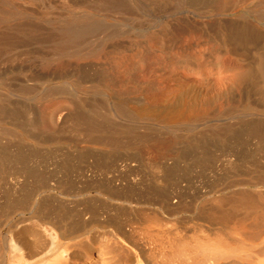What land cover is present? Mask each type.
Wrapping results in <instances>:
<instances>
[{
	"label": "bare ground",
	"instance_id": "6f19581e",
	"mask_svg": "<svg viewBox=\"0 0 264 264\" xmlns=\"http://www.w3.org/2000/svg\"><path fill=\"white\" fill-rule=\"evenodd\" d=\"M72 1H73V3H77V0H72ZM83 1L87 2V3L90 2L88 0H83ZM91 1H92L91 8L98 9L100 7H103V8L106 7L108 10L111 9V11H109V13L111 12V14H108L106 16L110 17L111 19H117V18L119 19V16H115V14L124 15V14L135 13V9H137V7H140V5H143V2L145 0H91ZM197 1H199V0H148V4L151 3L154 6L158 7L157 10L159 11V13L161 12L160 13L161 15H159L157 17L155 24H153L152 26H150L148 28L146 27L144 29H140V30H138V32H132L130 30L126 31V29L124 31L123 30L124 28L122 30H120V28L119 29H114V28L108 29V28H106L107 30H105L104 29L105 26L102 25L103 21L101 22L98 20L99 22H93L94 20L92 21L90 19L91 15L89 16L88 14L79 16L78 18L74 19L71 22H63V23L60 22L61 24H58L56 26L51 27V30L45 29V27H44L45 25H42V23L40 25L36 24L35 22L33 23L31 21L27 22V23L24 21L25 22L24 23L22 20H20V21H22L23 24H21L19 22L20 23L19 25H16V26L12 25L11 26L12 22L10 21V18L15 19L16 15L5 14L3 12H0V14L5 15V16H3L4 18L2 20H0V24L4 23L3 25H0V27L2 26L1 29H3V30L0 29V31H2L1 32L2 34L0 33V48L2 45H6L7 46L6 48H8V46H10L13 42L14 43L20 42V41H22V42L27 41L28 42L29 40H32V39L34 40L35 38L38 37L37 39H39L40 41H44V42L48 41L49 43H51L50 45H52V48H54V50H56L55 51L56 56H64V57L70 56V57H74L78 60H81L84 58L86 59L87 58L86 54L91 52L90 49L91 50L97 49V47L94 48V46L95 45L99 46L102 41L111 42L112 45L110 46V48L117 49V50H123L124 51V57L122 59L124 62L121 65L122 66L124 65L125 67L124 66L123 67L126 68L124 70L126 71L125 73L128 75L127 78L125 77L126 74H122L124 76H121V74H118L119 76L113 75L112 77H110V79L107 80L106 83L104 82L106 80V79H104V76H101V77H103L101 79L100 78L95 79L93 77L94 75H92V77H93V79H95V81L91 79L92 77L90 78L91 80H89V79H87L89 77L86 78L84 75L82 76L80 74L76 75L75 78H73L74 73H70L67 70H68V68L71 67L74 60L70 62L67 60L65 61V59L64 60H62L60 58L57 59V58H54L51 56L47 57L46 58V65L52 67V65H53L52 62L57 60L55 62L57 65L55 69H59V71H62V73H60V75L58 74V76L57 75L54 76L53 74L51 76H48V75L45 76L44 74L43 75H37L36 76L37 79H35V80H38L39 82L41 81V84H42L43 82L52 81V80L55 81L57 79H62L63 83L56 90L55 89H52L53 91L47 90L48 93L40 94V97L46 98V97L53 96V95H57L59 97L60 96L62 97L64 95L63 97H66V99H69L71 104H73L76 107V109L74 108L75 111H72L73 113L72 112H71V114L67 113V116H63V117H66V119L65 118L64 119L66 121L71 120L72 122H77L78 125H79V121H80V123H82V125L84 127L82 128L81 127L82 125L78 126L76 124V129H77V126L82 128V130H83V134L81 132V134L83 135L82 137L85 136L87 139L86 140L87 142L88 141L91 142V140L94 141L93 138L97 135L98 136L100 135L99 139L101 138V141L99 140V142H102L104 145L105 144L108 145L109 148L112 147L115 149L117 146H120L119 148H122L123 146H121V144H122L120 142L121 140H118V139H121L122 137L130 139L132 134L134 133L133 132L134 128L132 129V128H129L128 126L124 127L125 123L124 124L122 123L123 125H121L120 124L121 122H124V121L130 122V120H133V123L134 122L137 123L138 121L142 122V121L150 120L153 122L154 126L157 127V130H155L153 128H148V126H144V129H146V131H148V132L145 133L140 138L136 136L140 140V142L137 141L138 139H136V137H134L136 139V141H134V142H137V144L140 143L139 145H141V146L139 148H142V149L147 150V151H155V154L159 153L161 150L162 151L165 150L167 148V146H169V142L167 140H165V138H164L165 136L163 137L164 140L160 139L161 141L160 140L159 141L152 140L154 138H150V137H156L157 138V134L158 133L160 134L163 129H166L168 127H171V128L172 127L174 128L177 126L180 127L184 123H187V125H188V122L191 120L201 119V117L204 116L203 115L204 113L203 114L201 113L202 109L201 108L199 109L198 105H200V107H202L204 104L205 105L209 104V102L213 99V98L212 99L210 98L211 99L210 100L209 98L205 97L207 95H204L203 93L200 94V88L201 87H197L198 85L195 86L192 82L189 81V75H188V73H186L184 71L185 67L187 66L186 64L191 63V64L195 65L196 68L197 67L200 68L202 62L199 60V58H202L204 60V67H205V65H207V64L208 65L213 64V60L215 59V56L217 58L219 57V60L222 61V63H224L223 64L224 66L226 65L225 63L228 64V71L230 72L229 76L227 75L228 77L225 76L226 77L225 78V84H223V81L221 80V78H219V80H216V81H213V80L209 81L208 80L207 82H205L204 85L207 86V88L210 92L215 90V89H218V90L221 89L222 90V88H224L223 86H225L226 91H225V89H223L225 91L223 93L229 94L231 91L230 94H232V93H234V92H232L233 87H235L234 85H236V83H240V82L243 83L244 84L243 87L244 86L246 87V88H244V90H247V88H250V89H253V93L252 94L247 93L246 95L244 94L245 95L244 101L242 100L243 103L242 102L240 103L243 106L242 112L246 113V116L250 115V114L259 115V117L257 116L255 119L251 117L252 119H248L249 121L243 122L244 124L242 126H240V128H239L242 130V133L245 132V130H247V135H249V137H253L255 139V141L252 140V141H254V143H252V145L254 144L256 149L254 150L251 147H249V148H251L250 149L251 151L253 150L252 154H250V155L249 154H247V155L235 154V155H233V157L231 156L232 158L228 157L229 159L227 158L226 162L224 161L225 163L221 162L222 164L220 163V165H218L219 169L223 173L221 179H223V177H224L223 180H225V179L229 178L230 176L244 175L246 173L245 169L247 168V169L251 170L250 173L253 172V173L257 174V178L254 179L255 181H252L253 178H250V180H246L247 178L246 179L244 178L245 180H242V181H240L241 179L240 180L238 179V182L236 179L237 183L235 182L234 184L233 183L231 184L230 180H229V184H231V186L229 185L230 186L229 188H232V189H227V186L224 190L221 189L222 191L220 190L221 192H219V195L214 196V197H218L215 200L216 201L215 204L213 201L210 202L209 204H194L193 202H192L193 204H180V202L183 201L184 195H186L183 193H182L183 196L180 193V198L178 197V199H180V201H178V199L176 198L177 201L176 200L175 201L177 202V204H176V202H175V204H172L173 201L171 202V199L173 197L172 196L173 192H171L170 189H168V186L171 184H169L168 186L167 185L162 186L163 184H159V183L163 182V180L167 179V177L165 179L162 177L160 179L155 177L156 180H154V181H157V182H155V185H153L152 188L147 187V190L144 189V190H146V194H144V195L142 193L141 194L143 197L148 198V200L150 198H153V201L155 199H157L161 203L160 204H142L143 203L142 202L140 204V206L138 207L139 210H137L135 212L132 210V208L134 207V204L128 203V204H126L127 205L126 207L131 208V210H132L131 213L129 212L130 215H128L129 213L127 214L128 216H125L126 214L123 213V211L125 209L123 210L121 206H123L124 204H122V205L116 204L118 206V207H116V209L114 208L115 206H111L110 209H113L115 212V213L113 212L114 214L112 213V216H111V214L107 213L106 210L104 211V206L101 209V208L93 207L95 205L94 204L92 205L89 203L83 204L85 206H82V207H79L78 204H72V205H70V204H51V203L48 204L47 202L43 203V201H45V197H44V195H42L44 198L42 196H40L39 198H41V197L42 198L40 200L38 199V201L35 203H34L35 199L32 198L33 203L29 204L30 207L27 210H25L26 213H25V211L23 214H21V213L17 214L16 213L15 216H13L12 221H8V222L4 221V223H3L2 220L5 218L4 216L6 214H8V212L11 208H13V209L15 208V210H18L19 208L16 209V207L19 206L20 204H22V202L24 203L26 201V199L30 198L28 195V191L24 189L25 187L23 189L21 188L22 190L18 188L21 191L20 192L19 190L16 191L15 187L13 186L14 191H16V193H18V192L20 193V197H18V196L16 197V198H19V200L16 201V204H13L10 200L11 199V196H10V199H8V198L7 199L10 200V202L12 204H10V203L5 204L0 209V221H1V223H0V226H1V228H0L1 229L0 230V264H78L83 259L85 260L87 257L91 256V254H85L84 251H86L88 248H91L94 245V243H96L97 245L104 244L103 249L100 250V252H99L100 254L107 255L109 252H112V247L114 249L115 246H112L110 249L109 247L112 245L111 242L117 244L116 247L117 246L118 247L117 248L115 247L116 252L113 250L115 255L114 254H112V255H114L115 257L111 255L112 258L114 257L113 259H115V261L113 260L114 262L111 261V262H109V264H264V156H262L261 153L259 155L257 154L258 152H264V50L263 49H260V50L258 49V51L254 50L256 52H254L252 50L254 53L252 55V53L249 51L250 49H248V51L252 55L248 58L246 56H248L250 53L247 54L246 56L244 55L245 57H243V58L241 57V54H240V53H242L241 51L247 52V47H249V45L254 46L252 44L253 41H255V39L259 35L261 36L262 33L258 32L259 31L258 29H260L259 28L260 26H258L257 23L255 24L254 20L252 21V19L247 14H243V15H240L238 17L237 16L233 17L234 15L232 16L235 9L239 5H241V4L242 5H246V4L250 5V4H252L253 0H204V9L201 8L202 10H199L200 7L198 8L199 5L196 4ZM262 6H264V4ZM241 10H240V12H241ZM22 13H23V15H27V16L32 15V16L36 17L35 15H33L32 13H29L27 11H23ZM191 13H194V15H192ZM201 14H204V17H206L203 22L199 21L201 16H203ZM198 18H199V20H198ZM15 23H18V22H15ZM114 23H118V22H114ZM5 24H7V26L10 25V28H8V29L5 28V32H3L4 31L3 26L7 27ZM23 27H25V28H23ZM263 29H264V27H263ZM36 34H37V36L35 37ZM261 37H264V35ZM129 39L131 41L127 43V41ZM149 42H150L149 47L153 48L154 50H159L160 52H162L164 54L167 53L165 61L158 58L159 59L158 60L159 61V63H158L159 64V72H160V74L158 75L159 79H161L163 84L166 82H171L172 87L177 88L179 90L178 93L176 91H173L174 92L173 95L175 94V92L177 93V95L175 94L176 95L175 97H173V95H172L173 99L171 101V99L168 100L170 95H168L167 93H164L163 95H161L164 91L160 89L161 92L159 94L161 95V98H162V100H161L162 104H159V105H157V103H155V102H152L153 100L150 102V99L148 100L149 102H145V98L143 96H142L143 98H141L140 94L142 93V91L144 92V91H147L148 89L145 90L146 85L145 86L142 85V83L144 82L142 79L137 78V76L135 74H134L135 76H133V77L131 76V73H133L132 71L135 68V62L136 61L134 58H137L140 55V51L142 48H144V44L149 43ZM166 43H169L174 48H177V51L175 53L168 52ZM12 45H14V44H12ZM263 45H264V43H263ZM87 46H92L93 48L90 47L89 51L86 52V51H84V48L85 49L89 48ZM252 46H250V47H252ZM3 47L5 49V46H2V48ZM70 48H72V49H70ZM262 48H264V46ZM4 49H1V50H4ZM199 55H200V57L197 58V56H199ZM52 60H54V61H52ZM219 60H217V61H219ZM215 61H216V59H215ZM51 63H52V65H50ZM76 63H79V62H76ZM220 64H221V62H220ZM42 71H43V69H42ZM76 71H78V69ZM85 71H87V69ZM46 72H47V70H46ZM81 72H83V71H81ZM204 73H205V69H204ZM25 76H27V75H25ZM95 77H97V76H95ZM138 77H139V75H138ZM141 77H143V76H141ZM19 78H21V77H19ZM149 78H150V76H149ZM144 79H146V77H144ZM213 79H214V77H213ZM153 80H155V79H153ZM159 81L160 80H158V82ZM57 82H59V81H57ZM87 82L90 83V85H88V87L96 88V89L99 88V90L101 89V91H102L101 94H103V96L106 95V92H109L111 90V88H109V87L110 86L113 87L112 85H114V86L120 85V87L123 86L122 89L120 88L122 91H125L127 94L130 92H136L137 96H136L135 100H131L128 98H122L120 100L119 99L115 100L112 98L107 99L106 96H108V95L111 96V94L109 93L105 96L106 98H104V99L102 98L103 96L101 95L102 97L100 99L104 100V101L103 100L100 101L101 103L100 102L98 103V100H99L98 97H95V99H97L96 100L97 102H95V100L93 98L86 97V99H84L85 98L84 96L79 97V98L82 97L84 100H82V98L79 99L78 98L79 92H77L78 89L81 90L80 92H84L85 95L90 90V89L89 90L85 89L87 87L84 85V83H87ZM108 82H109V84H111L110 86H109V84L107 85ZM154 82L156 83L157 81L155 80ZM5 83L8 84L7 82H4V86L6 85ZM23 84H25L26 87H29L26 83L18 82V80H17V83L14 82V85H17V88L19 86V88H20V89L18 88L19 91L21 89L22 90L26 89V88H23L24 87ZM11 85H12V83H11ZM168 85H170V84H168ZM2 86H3V84H2ZM10 87H11L10 85L5 86L6 89H9V90L13 89L12 87L11 88ZM14 87H16V86H14ZM27 89H30V88H27ZM165 89H167V85L164 88V90ZM31 90H32V88H31ZM13 91L15 92V90H13ZM204 92H206V91H204ZM29 93H31V92H29ZM147 93H149V90L147 91ZM156 93H157V91H156ZM218 93H220V91ZM8 94L10 95L9 92H8ZM2 96L6 97L7 99L10 96L7 97V96H5V94H2V93L0 95V167H1V165H3V166L8 165V166H5V170H7L9 168V162L10 161L13 162V164L15 162H16V164H19L17 162V160L16 161H14V160L20 158V152L18 151L19 153H17V151H15V153H12L13 158H10L9 154H5L4 152L2 154V149H3L4 145L1 149V139L8 138L9 140L8 139L7 140H8V142L10 141L9 143H11V139H13V140L17 141L18 142L17 144H19V145L22 143H25V140L27 143L26 137H31V135H32V137H34L33 136L34 135V133H33L34 129L32 130V134L30 133L31 135H29L28 130H27V129H31L29 119H27L29 121L28 124H26L27 121H26V123L24 122L26 124L25 125V124H23L25 116L23 115L24 117L22 116L23 118H19V120H18L17 117L18 116L20 117V115H22V113L19 115L17 113H15L13 111L14 107L11 106L14 114H11L12 111L10 112V110H11L9 108L10 106H7L9 111L7 108L3 109L1 104H3L2 102H4V98ZM19 96H21V95H19ZM133 97H134V95H133ZM113 98H115V97L113 96ZM10 99L12 100V96ZM91 99L95 102V104L93 103V101L90 102ZM214 100H215V97H214ZM7 101L5 100V102H6L4 104L5 107H6V104H8ZM154 101L157 102L158 100L154 99ZM12 103H13V101H12ZM24 103H22L24 105V107L27 106L26 103L25 104ZM201 104H203V105H201ZM73 105H72V107H73ZM102 105L106 106L107 110H105L103 108H102V110L106 111V115L109 116L110 118H119V119L127 118L128 121H127V119H124L122 121L120 120L121 122L119 123V126H116L115 125L116 123H114V125H109L108 123L106 124L105 122H101L102 124H104L103 125L104 127L101 126L98 122H96V118L99 117L98 111H100ZM13 106L16 107V105L14 103H13ZM82 107H83L82 110H84V108H86V110H88L89 114H87V115L82 114V112H81ZM25 108H24V110H26ZM16 109H14V110L16 111ZM103 111H102V113H103ZM15 114H17L18 116ZM68 114H70V115H68ZM32 115L36 121V119H37L36 110L32 112ZM32 115H31V117H32ZM31 117H30V119H31ZM102 119L105 120L106 118L103 117ZM97 120H99V119L97 118ZM2 121L7 122L12 127H10V128H8V127L4 128V126L2 127L1 126ZM15 121H17V122H15ZM37 121L35 122V124H37ZM68 121L66 122L67 124H68ZM32 122H34V121H31V124H34ZM27 125H29L30 127H28ZM105 125H107V126H105ZM74 126H75V124H74ZM184 126H186V125H184ZM37 127H38V125H37ZM37 127H36V129H37ZM135 127L138 128L139 126H135ZM80 128H78L77 130H80ZM230 128H229V132L226 129V127L222 128V130L223 129L225 130V131H223L224 133L227 131L226 134H224L225 136L232 135L231 133H234V134L237 133L236 128L233 129V127H232L231 130H230ZM61 130H62V127H61ZM56 131L59 132L58 130H56ZM215 131H217V130H215ZM234 131H236V132H234ZM30 132H31V130H30ZM143 132H144V130H143ZM94 133H95V135H94ZM137 133H139V131ZM153 133H154V135H153ZM215 133H217V132H215ZM79 135H80V132H79ZM139 135H140V133H139ZM213 135H214V133H213ZM98 136L95 138V140L98 138ZM198 136H199V138H201L203 140V138H202L203 135L201 137H200V135H198ZM218 136H220V135H218ZM225 136H222L224 138H222L221 136H220L221 138H218L222 144L227 142V137H225ZM171 137H173V136H171ZM175 137H176V135H175ZM190 138L191 137H188L187 140H189ZM199 138L196 137L195 142L197 140H199ZM191 139L192 140H190V141H193L195 138L192 137ZM173 141L174 142H172L171 148L172 147L174 148V146H176V144L182 143L181 141H180L181 142L180 143L179 140H177L178 142L175 140H173ZM190 141L189 142L187 141L185 144L188 146V144L191 143ZM96 142L98 143V139ZM118 142H120L121 144ZM198 142H200V141H198ZM13 143L16 144L15 142H13ZM125 143H124V146L125 145L127 146L128 142H127V144H125ZM134 144H136V143H134ZM196 144H199V143H196ZM23 145H25V144H22V147H23ZM110 145H111V147H110ZM15 146L16 145H14L13 147H15ZM191 146H190V149L192 148ZM194 146H195V143H194ZM180 147H177L178 152L173 151L176 147L174 149L172 148L173 150L172 149L171 150L174 153H180L181 150H183V152H185V153L188 151L187 150L188 147L187 148H185L184 146L181 148ZM33 148H36V147H33ZM37 148H38V146H37ZM167 149H166V151H167ZM200 149H202V148H200ZM12 150H15V148ZM16 150H21V147H17ZM25 150H27V149H25ZM25 150H23V151H25ZM88 150H87V152H89ZM104 150H107V149H104ZM113 150L111 149V153H112V155H115V153L112 152ZM116 150H117V148H116ZM93 151H95V150H93ZM117 151H115V152H117ZM141 151H143V150H141ZM147 151H146V153H147ZM166 151H165V153H166ZM35 152H37V151L35 150ZM87 152H86V154H87ZM126 152H128V150ZM183 152H181V153H183ZM188 152H190V151H188ZM32 153H34V152H32ZM32 153H30V154H32ZM111 153H110V155H111ZM119 153H122V152L119 151ZM35 154H37V153H35ZM77 154H79V153H77ZM89 154H90V152H89ZM117 154H118V152H117ZM138 154L139 153H137V156H138ZM103 155H105V154H103ZM229 155H231V154H229ZM159 156H160V154H159ZM176 156H179V155L177 154ZM182 156L184 157V155H182ZM223 156H225V155H223ZM24 157L25 156H23V158ZM78 157L80 158L82 156H77V158ZM95 157H96V155H95ZM102 157H104V156H102ZM106 157L108 158V155H106ZM82 158H84V157H82ZM107 158H105L106 161L110 157L108 159ZM120 158H121V156H120ZM195 158H196V156H195ZM212 158L213 157L209 154V151H208V152H204V153H198V157L195 160L198 161L199 163L202 162V163L206 164L207 166H209V163L211 162ZM110 159H112V158H110ZM34 160H36V159H34ZM91 160H93V159H91ZM175 161L179 162L178 159L177 160L175 159ZM193 161L191 163H193ZM103 162H104V160H103ZM198 162H195V163H198ZM213 162L214 161L212 160V163ZM86 163H88V162H86ZM166 163H168L167 160H166ZM106 165H108V164H106ZM173 165L176 166V163H174ZM178 165H179V163H178ZM187 165H189V163ZM200 165H202V164L200 163ZM213 165H215V164L213 163ZM101 166H102V164H101ZM108 166H110V165H108ZM180 166H182V165H180ZM13 167L14 166H12V168ZM17 167L18 166H16V168H13L12 174H9V175H12L10 178H12L14 183H16V184L19 183L20 181H23V180L19 181V178H18V176L23 171V169H22L23 167H21L22 170H15V169H17ZM74 167H76V166L74 165ZM116 167H118V166H116ZM145 167H147V166H145ZM12 168H11V170H12ZM79 168H81V167H79ZM99 168H101V167H99ZM149 168H150V166H149ZM151 168H152V171H153V169L156 171L157 170L159 171V168H161V166L154 164V166L151 165ZM162 168L160 170H162ZM211 168H212V166H211ZM215 168L217 169V165L215 166ZM18 169H20V168H18ZM61 169H62V167H61ZM112 169H114V168H112ZM167 169H168V166H167ZM170 169H172V168H170ZM177 169H178V166H177ZM185 169L182 168L181 170H185ZM202 169H201V171H202ZM8 170H7V172L10 173V171H8ZM105 170H104V172H106ZM163 170H164L163 173L165 172V176H166V170L165 169H163ZM178 170L180 171V168ZM178 170L175 169V171H178ZM14 171H19V172L21 171V172H20V174L18 172L19 175L18 174L14 175L13 174ZM25 171H26V169H25ZM175 171L174 172L171 171V173L173 172V174L175 175V176L172 175L174 177H176L175 173H177ZM0 172H1V170H0ZM99 172H101V169ZM110 172H112V171H110ZM181 172H183V171H181ZM167 173L169 174L167 176H169V178H170L171 177L170 172H167ZM84 174H83V178H85V180L82 178L84 180V183L88 187H91L90 184H93L94 182L91 183L92 179L90 180L89 175L87 174L85 176ZM90 174H91V172H90ZM104 174L105 173H103L102 175H104ZM6 175L7 174H5V176ZM31 175H33V174H31ZM37 175H38V173H37ZM180 175L181 174H179V176ZM255 175H253V176L255 177ZM5 176H3V177L7 178ZM21 176L22 175H20V177ZM25 176H26L25 180H27V178L29 177V173L27 174V171H26ZM165 176L163 175V177H165ZM3 177H2V179H3ZM92 177H94L93 173H92ZM142 177H143V175H142ZM174 177H172L173 180H175ZM34 178L36 179V177H34ZM43 178H46V176ZM43 178L40 177V179H38V180L42 181ZM47 178L49 180V177H47ZM144 178H146V177H144ZM172 178H170V179H172ZM219 178H220V176H219ZM2 179H0V181ZM20 179H24V178H20ZM96 179L98 180V178H96ZM5 180L6 179H4V181ZM43 180L45 182V179H43ZM102 180H104V178ZM109 180L104 181L105 182V189H103V192H105L104 190H108V192H110V194H112V195H119V196H124L127 198L130 196L132 197L133 193H135V195H137L136 194L137 192H135V191L138 190V188H137V184L135 182H133L134 179L133 180L129 179L128 181L125 179L127 183L124 181L126 183L124 186L123 185L122 186L121 185L115 186L116 184L115 185L113 184L114 180H111V181H109ZM142 180H143V178H142ZM147 180L148 179H146L145 182H147ZM4 181H2V182H4ZM36 181H37V179H36ZM79 181H80V178H79ZM170 181L173 182L172 180H170ZM213 181H215V180H213ZM9 182H10V180H9ZM96 182L97 181H95V183ZM12 183L13 182L11 181V184ZM63 183H65V181ZM76 183H78V182H76ZM6 184H5V186H6ZM138 184H140V183H138ZM9 185L10 184H8L7 186H9ZM212 185H214V184H212ZM226 185H227V183H226ZM17 186H19V185H17ZM21 186H23V185H21ZM97 186H98V182H97ZM142 186H144V185H142ZM10 187H12V185H10ZM43 187L45 188V186H43ZM92 187L90 188V190L91 189L96 190L95 188H92ZM214 187H215V185H214ZM2 188L4 189V187H2ZM28 188H30V187H28ZM38 188H40V187H38ZM81 188H83V187H81ZM84 188H86V187H84ZM220 188H223V187H220ZM3 189H1V190H3ZM101 189L102 188L100 186V190ZM5 190H6V188L4 189V191ZM12 190L10 192L12 194H14L12 192ZM40 190H42V189L40 188ZM52 190H53V188H52ZM97 190H99V189H97ZM189 190H190V188H189ZM217 190H219V189H216V192H218ZM25 191H27V194ZM6 192H9V191L6 190ZM183 192H185V190ZM34 193H35V191H34ZM200 193H202V192H200ZM8 195H10V194L8 193ZM193 195H191V196H193ZM5 197H6V194H5ZM14 197H15V195H14ZM50 197H52V196H50ZM113 197L115 199L119 198L117 196H113ZM196 197H199V196H196ZM201 197H203V196H201ZM84 199H86V198H84ZM212 199H213V197H212ZM14 200H16V199H14ZM57 200H58V198H57ZM59 200H60V198H59ZM195 200H196V198H195ZM149 201H147V203H149ZM184 201H185V199H184ZM188 201H190V200H188ZM208 201H210V200H208ZM19 202H20V204H19ZM60 203H61V201H60ZM37 204H40V205H37ZM113 205H115V204H113ZM119 205H121V206L119 207ZM100 206H98V207H100ZM108 206H110V205H108ZM108 206L105 205V207H108ZM188 206L189 207L192 206L191 211L193 210L192 211L193 213H191L190 215L189 214H180L182 209L184 207L186 208ZM133 209L135 210V208H133ZM128 211H129V209H128ZM124 212H127V210ZM144 212H145V214H144ZM123 214H124V217H122ZM2 231H6L5 236L2 235ZM82 238H86L89 241L82 244V246H79V241H77V240H80ZM109 241H111V242L108 244ZM77 244H78V246H77ZM115 244H113V245H115ZM108 245H110V246L108 247ZM107 247H108V249H107ZM88 253H90V252H88Z\"/></svg>",
	"mask_w": 264,
	"mask_h": 264
},
{
	"label": "rangeland",
	"instance_id": "374dc122",
	"mask_svg": "<svg viewBox=\"0 0 264 264\" xmlns=\"http://www.w3.org/2000/svg\"><path fill=\"white\" fill-rule=\"evenodd\" d=\"M88 1H90V2L87 3V2H84L83 0H77V3H73L72 0H0V12H3L5 14L16 15V18L15 19L10 18V21L13 23L12 24L10 22L11 23V26L12 25L16 26V25H19L20 23L23 24L24 21L26 23L31 21L33 23L35 22L38 25H40L42 23V25H45L44 26L45 29H50L51 30V27H53V26H56V25L61 24L63 22H71L74 19L78 18L79 16L87 15L88 14L89 16L91 15L90 16V19L92 21L94 20L93 22H99V21L102 22L103 21L102 22V25L105 26V28H104L105 30H107L106 28H108V29L109 28H114V29H119L120 28V30H122L124 28L123 29L124 31L126 29V31L127 30H130L132 32H138V30H140V29H144L146 27L148 28V27L152 26L153 24H155V22L157 20V17L159 15H161L160 14L161 12L159 13V11L157 10L158 7L154 6L151 3L148 4V0H145L143 2V5H140V7H137V9H135V13H132V14H124V15L115 14V16H119V19L118 18L117 19H111L110 17L106 16L108 14H111V12L109 13V11H111V9L108 10L106 7H104V8L103 7H100L98 9L91 8L92 1L91 0H88ZM196 4L199 5L198 6V8L200 7L199 10H202L201 8L204 9V0H199V1L196 2ZM263 4H264V0H262V1L261 0H253L252 4H250V5H248V4L242 5L241 4V5H239L235 9V11L232 14V16L234 15L233 17H236V16L238 17L240 15L247 14L252 19V21L254 20V23L255 24L257 23V25L260 26L259 27L260 29H258L259 30L258 32L262 33L261 36H263L264 35V29H263V27H264V20H263L264 19V6H262ZM240 10H241L242 13L240 12ZM23 11H27L29 13H32L36 17H34L32 15H30V16L28 15L29 17L27 15H23V13H22ZM191 14L194 15V13H191ZM201 15H203V16H201L200 20L198 18V20L203 22L206 17H204V14H201ZM3 16H5V15L4 14H0V20H2L4 18ZM252 17L253 18L255 17V18L253 19ZM20 20H22L23 22L20 21ZM15 22H18V23H15ZM114 22H118V23H114ZM3 24L4 23H1L0 25H3ZM5 25L7 26V24H5ZM1 28H2V26L0 27V29ZM3 28H4V31L3 32H5V28H7V29L10 28V25H8L7 27L3 26ZM23 28H25V27H23ZM1 30H3V29H1ZM1 32L2 31H0V33ZM36 36H37V34L35 35V37ZM261 36L259 35L255 39V41H253L252 44L254 46L249 45V47H247V52L241 51L242 53H240V54H241V57L242 58L245 57L250 52L253 55L254 54L253 53L254 50H256V51H258V49L259 50L260 49H263L264 50V48H262L264 46L263 45V43H264L263 42L264 41V37H261ZM37 38H35L34 40L33 39L32 40H29L28 42L27 41L26 42L25 41H23V42L20 41V42H16V43L13 42L12 44H14V45L11 44L10 46H8V48H6L7 47L6 45H2V46H5V49H4V47L2 48V46L0 48V50L1 49H4V50H1L2 52L0 51V69L2 70V71L0 70V73H1L0 74V77H1L0 80L3 82L2 83L0 81V92L2 94H5V96H7V97L10 96L8 98L9 100L6 97H3L2 96L4 98V102H2L3 104H1V106L3 107V109H6L7 106H10L9 107L11 109L10 112L12 111L11 106L14 107V109L17 108L16 111L14 109H13V111L15 113H17L18 115L22 113V115H20V117L17 114H15V115L18 116L17 117L18 120H19V118H23L25 116L24 117L23 124H25L26 121H27L26 124H28L29 121H30L31 127L29 125H27L28 127L31 128V129H27L29 135L32 134V130L34 129L33 130V133H34L33 136L34 137H32V135H31V137H26L27 143H26V140H25V143H22V144H25L27 146L26 147L25 145H23V147L24 148L26 147L25 149H27V150H25L22 147V144H20V145L17 144L18 142L15 141V140H13V139H11V143L12 144L9 143L10 141L8 142V140H9L8 138L1 139V149H2V147L4 145V147L2 149V154L4 152L5 154H9V157L10 158H13L12 153H15V151H17V153L20 152V158H18L19 160L18 159H15L14 160V161L17 160V162L20 165L19 164H16V162L14 163L15 164L14 165L13 162L10 161L9 162V168H8L9 170L6 168L8 171H10V173H8L7 170H5V166H8V165H4V166L1 165V167H0V170H1V172H0V176H1L0 179H2V177L5 176V174H7L5 177L8 178L7 179V178H4L3 177V179L0 181V184H1L0 185V209L5 204H9V203L10 204H12V203L13 204H16V201L19 200V198H16V197L17 196L20 197V193L19 192L16 193V191H18L21 188L23 189L25 187L24 189L28 191V195L30 197V198L28 197L29 199H26V201L24 203L22 202V204H20V202H19L20 205L16 207V209L19 208L18 210H15V208L14 209L11 208L9 210L8 214H6L4 216L5 218L4 219L2 218L3 219L2 220L3 223H4V221H6V222L12 221V218H13V216H15L16 213L17 214L18 213L23 214L24 211L27 210L30 207L29 204L33 203V199H35L34 200V203H35V202L38 201V199L40 200L43 197L42 195H44V197H45V201H43V203H46L47 202L48 204L49 203H51V204H70V205H72V204H78L79 207H82V206H85L83 204H85V203L88 204L89 203V204H92V205L94 204L95 206H93V207H97V208H101V209L104 206V211L106 210V212L109 213V214H111V216H112V213L114 212L113 209H110L111 206H115L114 208L116 209V207H118L117 206L118 204H121V205L124 204L125 206L124 205L123 206L125 208L123 206H121V205H119V207L121 206L123 210L125 209L124 211L127 210V212H124L123 211V213L126 214L125 216H128V215H130V213H131L132 210L134 212L137 211V210H139L138 207L140 206V204L142 202H143L142 204H160L161 203L157 199H155L153 201V198H150L149 199L151 201L150 202L148 200V198L142 196V194L143 195L146 194L147 187L152 188V186L155 185V182H157V181H154V180H156V178L160 179L162 177V178L165 179L167 177L168 180L165 179V180H163V182H161L159 184H163L162 186H164V185H167L168 186L169 184H171V185H169L170 187L168 186V189H170V191L173 192L172 193V196L173 197L171 199V202L173 201L172 204H175V202L177 201L178 197L180 198V193L181 194L182 193L183 194H186V195H184V198H183V201H182L183 203L180 202V204H193V203L194 204H209L212 201L215 204L216 203L215 200L218 197H214V196L219 195V192H221L222 190H224L226 188V186H227V189H232V188H229V187L231 186L232 183L234 184L236 182V179H237V182H238V179L239 180L241 179L240 181H242V180H245L246 178H247L246 180H250V178H253L252 181H255L254 179L257 178V174L256 173H253V172L250 173L251 170L246 168L245 169V172L246 173L244 174L245 176L244 175H241V176L238 175V176H230L229 178H227L225 180H223L224 177H223V179H221L223 173L221 172V170L218 167V165H220L221 162L222 163H225L226 162V159L228 157L229 158H232L233 155H235V154H240V155H247V154H249L250 155V154L253 153V150L251 151L250 149L251 148L254 149V150L256 149L255 146H254V144L252 145V143H254L255 139L253 137H249V135H247V130H245V132L242 133V130L239 129V128H240V126H242L244 124L243 122L249 121L248 119H252V118L255 119L257 116L259 117V115L250 114V115H247L246 116V113L242 112V107L243 106L240 103L241 102L243 103L244 98H245V95L247 93L248 94H252L253 93V89L247 88V90H244V88H246V87L245 86L243 87V85H244L243 83H241V82L240 83H236V85H234L235 87H233V90H232V92H234V93H232V94H230L231 91H230L229 94L228 93H223V92L226 91V87L225 86H223L224 88H222V90L221 89H219V90L218 89H215V90H213V91L210 92L208 90L207 86L204 85L205 82H207L208 80L209 81H212V80L213 81H216V80H219V78H221V80L223 81V84H225V78H226L225 76H227V75L229 76L230 72L228 71V64L225 63L226 65L224 66L223 65L224 63H222V61L219 60V57L217 58L215 56L216 61L217 60H219V61L216 62L215 59H214L213 60V64H211V65H208L207 64L204 67V60L202 58H199L200 55L197 56V58H199V60L202 62L201 63V66H200L201 69L199 67L196 68V66L193 65V64H191V63L186 64L187 66L185 67V70L184 71L186 73H188V75H189V81L192 82L195 86L198 85L197 87H201L200 88V94L203 93L204 95H207L205 97H207L209 99L210 98L211 99L213 98V99L212 100L210 99L211 101L207 105L201 104V105L204 106V107L202 106L203 108L200 107V105H198L199 106V109L200 108L202 109L201 110V113L202 114L204 113L203 114L204 116L201 117L202 120L201 119H196V120H191L190 119L191 121L188 122V125L190 124L189 126L187 125V123H184L183 125L181 124L182 126H180V127L177 126L178 128L177 127H174V128L173 127L172 128L171 127H168L166 129H163L160 134L158 133L157 134V138L156 137H150V138H154L152 140H157V141H159L160 139L161 140H164V138H165V140H167L169 142V146H167L168 149L166 148L167 151H166V149L163 150V151L161 150L159 153H156L157 155L155 154V151H147V150H144L142 148H139L141 146V145H139L140 143L137 144V142H134V141H136V139H138L137 137L140 138L145 133L148 132V131H146V129H144V126H148V128H153V129L157 130V127L154 126V124H153L152 121H150V120H148V121H142L143 123L142 122H139V121L137 123H135V122L133 123V120H130V122H125V121L124 122H121L122 120L127 119V118H124V119L123 118H121V119H119V118H110L109 116L106 115V111H103L102 110V108L105 109V110H107L106 109V106H103L104 104L102 103L103 105H102L100 111H98L99 112L98 113L99 117H97V118L99 120H97V118H96V122H98L101 126L104 125L101 122H105L106 124L108 123L109 125H114V123H116L115 124L116 126H119V123L121 122L120 123L121 125H123L125 123L124 124V127H127L128 126L129 128H132V129L134 128L133 129V132H134L133 134L134 135L132 134V136H131L130 139H127V138H124V137H122V138L120 137L121 139H118L119 137L117 138L118 140H121L120 142L122 144L120 142H118V143H120L121 146H123L122 148H119L120 146H117L116 147L117 150H118L117 151L116 148L115 149L112 148L111 145H110L111 148H109L108 145H106V144L104 145L102 142H99V140L101 141V138L99 139V136L100 135L99 136L97 135L98 136V138H97L98 139V143L96 142L97 139L95 140V138L97 136H95V137L93 136L94 138L92 137L96 143L94 141H92V140H91V142L90 141L87 142L86 141L87 140L86 137L85 136L82 137L83 136L82 135L83 134L82 128L84 126L82 125V123H80V121H79V125L80 126L82 125L81 126L82 128L78 127L79 125L77 124V122H72L71 120H70L71 122L67 120L68 121V124L66 123L67 122L65 120L66 117H63V116H67V113H70L71 114L72 111H75L76 107L73 104H71V102L69 101V99H66V97H63L64 95L62 97L61 96L59 97L57 95L49 96V97H46V98L40 97V94L48 93L47 90L48 91H51L52 89H55L56 90L63 83V80L62 79H57L55 81L54 80L47 81V82H43L42 84H41V81L39 82L38 80H35V79H37V77H36L37 75H43L44 74L45 76L46 75L51 76L53 74L54 76H56V75L58 76V74L60 75V73H62V71H59V69H55L56 66H57L55 62L57 60H55V61L52 60V61H54V62H52L53 65H52V63L50 64V65H52V67L46 65V58L51 56V57H54V58H57V59H59V58L62 59V60L65 59V61L67 60V61H70V62L74 60L73 63H72V65H71V67L68 68V70H67L70 73H74V77L73 78H75L76 75L80 74L82 76L84 75L86 78L89 77V78H87L89 80L92 79V80L95 81V79H98V78L101 79V78H103L101 76H104V79H106L104 82L106 83L107 80L110 79V77H112L113 75L121 74V76H124L122 74H126L125 73L126 71L124 70V69H126V68H124L125 66L123 65L124 66L123 67L121 65L124 62L123 59H122L124 57V51L123 50H117V49L110 48V46L112 45L111 42H109V41H105V42L102 41L99 46L98 45H95L94 46V48L97 47V49H92L91 50L90 47H92V46H87V47H89V48H86L87 50L84 48V51L88 52L89 49H90L91 52L86 54L87 58L86 59L84 58L85 60L84 59L78 60V59H76L74 57H70V56H65V57L64 56H56L55 55V51L56 50H54V48H52V45H50L51 43H49L48 41H46V42L40 41ZM130 41L131 40L129 39L127 41V43L130 42ZM149 44H150V42L149 43H145L144 44V48H142L141 51H140V55L137 58H134L136 62H135V68L133 69V71H132L133 73H131V76L133 77V76L136 75L137 78L142 79L144 81L142 83V85H144V86L146 85L145 90L146 89L149 90V93H147L148 90L147 91H144V92L142 91V93L140 94L141 98L144 97L145 98V102H149L148 101L149 99H150V102L153 100L152 102H155V103H157V105H159V104H162L161 103V100H162L161 95H163L164 93H167L168 95H170L169 98H168V100L171 99V101H172L173 97H175L177 95V93L179 92V90L177 88H173L171 82H166V83L163 84L162 81H161V79H159V76L158 75L160 74V72H159V64H158L159 63V61H158L159 59L158 58H160L161 60L165 61L166 60L167 53L164 54V53L160 52L159 50H154L153 48L149 47L150 46ZM166 46H167V51L168 52L175 53L177 51V48H174L169 43H166ZM250 46H252V47H250ZM70 49H72V48H70ZM248 49H250L249 50L250 52L248 51ZM256 51H254V52H256ZM251 53L248 56H246V57L248 58V57L252 56ZM75 61L76 62H79V63H76ZM220 62H221V64H220ZM42 69H43V71H42ZM45 69L47 70V72H46ZM77 69H78V71H76ZM86 69H87V71H85ZM204 69H205V73H204ZM81 71H83V72H81ZM25 75H27V76H25ZM92 75H94L93 77L95 79H93ZM138 75H139V77H138ZM95 76H97V77H95ZM127 76L128 75L126 74L125 77L127 78ZM141 76H143V77H141ZM149 76H150V78H149ZM19 77H21V78H19ZM144 77H146V79H144ZM213 77H214V79H213ZM153 79H155L157 82L155 83L154 82L155 80H153ZM17 80H18V82L26 83L29 87H26L25 84H23V86H24L23 88H26V89L25 90H22L21 89L22 91L20 90L21 91L20 92L19 91V89H20L19 86H18V88H19L18 89L17 88V85H14V82L17 83ZM158 80H160V81L158 82ZM57 81H59L60 83L57 82ZM4 82H7L8 83V84L5 83L6 84L5 86L10 85L13 89H10V90L9 89H6L5 86H4ZM11 83H12V85H11ZM87 83H84V85L87 87L85 89H88V90L90 89L89 92L90 91L91 92L90 93L88 92L85 95L84 92H80L81 90L78 89L77 90V92H79L78 98L80 96H84L85 97L84 99H86V97L93 98L95 100V102H97L96 101L97 99H95V97H98V99H99L98 100V103H99L100 101H102L106 97H107V99H111L112 98V99H115V100H118V99L120 100L122 98H128V99H131V100H135L136 99V96H137V93L136 92H130V93L127 94L125 91H122L121 89L123 88V86L120 87V85H117V86L112 85L113 87H111L110 86L111 84H109V82H108L107 85L109 84V86H110L109 88H111V90L109 92H106V95L110 93L111 96L108 95L109 96L108 97V96L105 95L106 96L105 97V96H103V94H101V92H102L101 89L99 90V88L98 89H96V88H90V87H88V85H90V83L89 82H87ZM2 84H3V86H2ZM168 84H170V85H168ZM166 85H167V89L164 90V88L166 87ZM14 86H16V87H14ZM27 88H30V89H27ZM31 88H32V90H31ZM160 89L164 91V92L162 91L163 93L161 95L159 94L161 92ZM223 89H225V91ZM13 90H15V92ZM156 91H157V93H156ZM173 91H176L177 92V93L175 92L176 95L175 94L173 95V93H174ZM204 91H206V92H204ZM217 91L218 92L220 91L221 94L218 93ZM8 92L10 93V95L8 94ZM29 92H31V93H29ZM1 93H0V95H1ZM19 95H21V96H19ZM133 95H134V97H133ZM172 95H173V97H172ZM11 96H12V100L10 99ZM113 96L115 98H113ZM101 97L103 99H100ZM214 97H215V100H214ZM81 98H79V99H81ZM84 99L82 98V100H84ZM154 99H157L159 102L158 101L157 102L154 101ZM5 100L6 101L8 100L7 103L9 104V105L6 104V107L4 106V104L6 103ZM12 101L16 105V107L13 106ZM92 101L93 100L91 99L90 102H92ZM24 102L27 105V106H25L26 108L22 104ZM95 102L93 101L94 104H95ZM72 105H73V107H72ZM24 108L26 110H24ZM82 109H83V107L81 108L82 114H84V115L85 114L86 115L89 114L88 113V110H86V108H84V110H82ZM35 110L37 112V119H36V121L37 120L39 121V122L37 121V124H35L36 121H35V119L33 118V115H32V112L35 111ZM8 111H9V109H8ZM13 111L11 112V114H14ZM102 111H103V113H102ZM70 114H68V115H70ZM31 115H32V117H31ZM30 117H31V119H30ZM103 117H105L106 119L103 120L102 119ZM27 119H29V121ZM31 121H34V122H32L34 124H31ZM127 121H128V119H127ZM15 122H17V121H15ZM74 124H75V126H74ZM76 124L78 125L77 126V129L80 128L81 131L76 129ZM37 125H38V127H37ZM184 125H186V126H184ZM1 126L2 127L4 126V128L5 127H8V128L12 127V126H10V124H8L5 121H2L1 122ZM105 126H107V125H105ZM135 126H139V127L136 128ZM36 127H37V129H36ZM61 127H62V130H61ZM223 127H226V129L228 130V132H229V128L230 127H231L230 130L232 129V127H233V129L236 128L237 133L236 134L231 133L232 135L225 136L224 134H226L227 131L224 133L223 131H225V130L224 129L222 130ZM30 130H31V132H30ZM56 130H58L59 132H57ZM143 130H144V132H143ZM215 130H217V131H215ZM138 131H139L140 135H139V133H137ZM236 131H234V132H236ZM79 132H80V135L81 136L79 135ZM81 132H82V134H81ZM215 132H217L218 134L215 133ZM213 133H214V135H213ZM174 134L176 135V137H175ZM201 134L203 135V137H202L203 140L201 138H199V136H198V135H200V137H201L202 136ZM94 135H95V133H94ZM153 135H154V133H153ZM193 135L194 136L196 135V136L194 137ZM218 135H220L221 137L222 136L227 137V142L224 143V144H222L220 142V140L218 139V138H221V137L218 136ZM171 136H173V137H171ZM134 137H136V139ZM188 137H191V138L193 137L195 139L193 141H190L192 139L190 138L189 140H187ZM196 137H198L199 140H197L195 142ZM222 138H224V137H222ZM176 139L179 140V142L181 141L182 143L180 142L181 144H176V146H174V148L176 147L175 149L172 147L174 149L173 150L171 148V144H172V142H174L173 140L177 141ZM252 140H254V141H252ZM137 141L140 142L139 139ZM187 141L188 142L189 141L191 142L190 144L187 143L188 146L185 144ZM198 141H200V142H198ZM13 142H15L16 144H14ZM127 142H128V145H127L128 147L126 145L124 146V143L127 144ZM193 142L195 143V146H194V143ZM134 143H136V144H134ZM196 143H199V144H196ZM13 144L16 145V146L18 145L17 147H21V150H16L17 147L16 146L13 147L14 146ZM189 145L190 146L192 145L191 146L192 147L191 149H190V146ZM37 146H38V148H37ZM180 146L181 147L184 146L185 148L188 147L187 150L190 151V152H188L185 149L187 151L186 153L183 152V150H181V152H183V153H181V152L180 153H174V152H176L178 150L177 147H180ZM33 147H36V148H33ZM249 147H251V148H249ZM14 148H15V150H12ZM200 148H202V149H200ZM104 149H107V150H104ZM111 149L112 150L114 149L112 152L115 153V155H112ZM171 149L174 152H172ZM23 150H25V151H23ZM35 150L37 152H35ZM87 150L90 152V154H89V152H87ZM93 150H95V151H93ZM127 150H128V152H126ZM141 150H143V151H141ZM115 151H117L118 154ZM119 151L122 152V153H119ZM146 151H147V153H146ZM165 151H166V153H165ZM208 151H209V154L213 157L212 160L214 161L213 163L215 165H213L212 160L209 163V166H207L206 164H204L202 162H200L202 164V165H200V163L195 160L198 157V153H204V152H208ZM32 152H34V153H32ZM86 152H87V154H86ZM30 153H32V154H30ZM35 153H37V154H35ZM77 153H79V154H77ZM110 153H111V155H110ZM137 153H139L138 156H137ZM228 153L231 154V155H229ZM260 153H261L262 156H264V152H258L257 154L259 155ZM82 154L83 155L85 154V155L83 156ZM103 154H105V155H103ZM159 154H160V156H159ZM177 154L180 157L179 156H176ZM22 155L25 156V157L23 158ZM95 155H96V157H95ZM106 155H108V158L110 157L112 159L109 158L110 159L109 160L106 157ZM182 155H184V157ZM223 155H225V156H223ZM77 156H82L84 158H82V157H80V158L78 157L77 158ZM102 156H104L108 160L106 161V159L104 157H102ZM120 156H121V158H120ZM195 156H196V158H195ZM90 158L93 159L94 161L91 160ZM34 159H36V160H34ZM175 159L176 160L178 159L179 162L178 161L176 162ZM103 160H104V162H103ZM166 160H167L168 163H166ZM192 161H193V163H191ZM86 162H88V163H86ZM173 162L176 163V166L173 165L174 164ZM195 162H198V163H195ZM178 163H179V165H178ZM188 163H189V165H187ZM101 164H102V166H101ZM104 164L105 165L108 164L111 167L108 166V165L105 166ZM154 164L155 165L157 164L158 166H161V168L163 167L162 170H160L161 168H159V171L158 170L156 171L154 169L152 171L151 165L154 166ZM11 165L14 166L13 168H16V166H18L17 169H15V170H22L23 169L22 172L20 171L21 174H20L19 171H14V173H13L14 175H17L18 172H19V174L22 175L20 177V175L18 174L19 175L18 176L19 181L20 180H23V181H20V182L18 181L19 183L16 184V183H14L13 179L10 178L12 175H9V174H12V172H13V168H12ZM74 165L76 167H74ZM83 165L84 166L86 165V166L84 167ZM180 165H182V166H180ZM216 165H217V169L215 168ZM116 166H118V167H116ZM145 166H147V167H145ZM149 166H150L151 169L149 168ZM167 166H168V169L169 170L167 169ZM177 166H178V169L180 168V171L177 169ZM211 166H212L213 169L211 168ZM21 167H23V168L21 169ZM61 167H62V169H61ZM79 167H81V168H79ZM99 167H101V168H99ZM11 168H12V170H11ZM18 168H20V169H18ZM112 168H114V169H112ZM170 168H172V169H170ZM182 168H184V169L186 168V169L185 170H181ZM200 168L201 169L203 168L202 171H201ZM25 169L27 171V174L29 173V177L27 178V180H25L26 179L25 178L26 177L25 176L26 175ZM100 169H101V172L103 171L102 173L99 172ZM163 169H165V170L167 169L168 170V171L166 170V176H165V172L163 173V171H164ZM175 169L178 170V171H175ZM104 170L106 172H104ZM110 171H112V172H110ZM171 171L177 172V173H175L176 174V177H174L175 175L173 174V172L171 173ZM181 171H183V172H181ZM81 172L83 174L85 173L84 174L85 176L88 174L90 180L92 179L91 180V183L94 182L93 184H90V186L91 187L93 186L92 188H95L96 190L99 189V190H97V191L94 190V189H91L90 190L91 187H88L84 183L85 178H83V174ZM90 172H91V174H90ZM167 172H170V176H171L170 178L174 177L177 182L175 180H173V178L170 179L169 176H167V175H169ZM37 173H38V175H37ZM92 173H93V176L94 177H92ZM103 173H105V174L102 175ZM31 174H33V175H31ZM179 174H181V175L179 176ZM142 175H143V177H142ZM163 175L165 177H163ZM172 175H174V176H172ZM218 175L220 176V178H219ZM253 175H255V177ZM39 176L41 178H43V177L46 176V178H43V179H45V182H44L43 179H42V181L41 180H38V179H40ZM34 177H36L37 181H36V179ZM47 177H49V180H48ZM78 177L80 178V181H79V178ZM144 177H146V178H144ZM20 178H24V179H20ZM96 178H98L99 181ZM103 178H104V180H102ZM142 178H143V180H142ZM4 179H6V180L4 181ZM125 179L127 181L129 179L130 180H133L134 179L133 182H135L137 184V188H138V190L135 191V192H137L136 193L137 195H135V193H133L134 195L132 194V197L130 196V197L127 198V197H124V196L112 195V194H110V192H108V190H104L105 192H103V189H105V182L104 181L114 180L113 181L114 182L113 184L114 185L116 184L115 186H120V185L121 186L122 185L124 186L127 183ZM144 179L145 180L148 179L147 182H145ZM169 179L172 180L173 182H171ZM9 180H10V182H9ZM213 180H215V181H213ZM229 180H230V183L231 184H229ZM2 181H4V182H2ZM11 181L13 182L12 184H11ZM64 181H65V183H63ZM95 181L98 182V186H97V182L95 183ZM76 182H78V183H76ZM138 183H140V184H138ZM226 183H227V185H226ZM5 184H6V186H5ZM8 184L12 185V187H10V185L7 186ZM212 184H214L215 187ZM17 185H19V186H17ZM21 185H23V186H21ZM142 185H144V186H142ZM13 186L15 187V190L16 191H14V187ZM43 186H45V188ZM100 186L102 188L101 190H100ZM2 187H4V189L6 188V190H8L9 192H6V190L4 191V189ZM28 187H30V188H28ZM38 187H40L42 190H40V188H38ZM81 187H83V188H81ZM84 187H86V188H84ZM220 187H223V188H220ZM52 188H53L54 191L52 190ZM189 188H190V190H189ZM1 189H3V190H1ZM81 189L82 190L84 189L85 191L84 190L82 191ZM144 189H146V190H144ZM209 189L210 190L212 189V190L210 191ZM216 189H219V190H217L218 192H216ZM11 190H12V192L14 194H12L10 192ZM33 190L35 191V193H34ZM184 190H185V192H183ZM27 191H25L26 194H27ZM200 192H202V193H200ZM8 193L10 195H8ZM5 194H6V197H5ZM183 194H182V196H183ZM14 195H15V197H14ZM191 195H193L194 197L191 196ZM200 195L203 196L204 198L201 197ZM10 196H11V199H10ZM40 196H42V197L39 198ZM50 196H52V197H50ZM113 196H117L119 198L116 197L117 199H115ZM196 196H199V197H196ZM83 197L86 198V199H84ZM212 197H213V199H212ZM7 198L10 199L12 203ZM57 198H58V200H57ZM59 198H60V200H59ZM144 198L147 201H149V203H147V201ZM195 198H196V200H195ZM14 199H16V200H14ZM184 199H185V201H184ZM207 199L210 200V201H208ZM188 200H190V201H188ZM60 201H61V203H60ZM178 201H180V199H178ZM128 203L129 204H134V207L133 208H135V210L133 208L131 210V208L126 207L127 206L126 204H128ZM104 204L107 205V206L108 205H110V206L105 207ZM113 204H115V205H113ZM176 204H177V202H176ZM37 205H40V204H37ZM98 206H100V207H98ZM188 207H186V208L184 207V208L186 210L188 209L187 211L188 212L190 211L189 213L183 208L182 211L180 212V214H189L190 215L191 213H193L192 212L193 210L191 211L192 206H190L189 208ZM127 208L129 209V211H128ZM25 213H26V211H25ZM144 214H145V212H144ZM122 217H124V214L122 215ZM0 223H1V221H0ZM0 228H1V226H0ZM2 235L5 236L6 235V231H2ZM77 241H79V246H82V244H84L85 242H88L89 240L86 239V238H82V239L77 240ZM110 242L111 241H109L108 244ZM111 244H110L111 246L108 245V247L110 246L109 247L110 249H111L112 246H115L116 247V245H117V244L112 243V242H111ZM113 244H115V245H113ZM77 246H78V244H77ZM103 246H104V244L97 245L96 243H94V245L91 248H88L86 250L87 252L84 251L85 254H91V256L90 257H87L85 260L83 259L78 264H109V262H111L113 260L115 261V259H113L115 257L114 256L115 255L114 251L116 250L115 247H114V249L112 247V252H109L107 255H102L99 252H100V250L103 249ZM108 247H107V249H108ZM88 252H90V253H88ZM112 254H114V255H112ZM111 255L114 256V257L112 258Z\"/></svg>",
	"mask_w": 264,
	"mask_h": 264
}]
</instances>
